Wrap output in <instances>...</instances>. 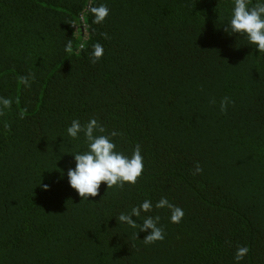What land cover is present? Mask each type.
I'll list each match as a JSON object with an SVG mask.
<instances>
[{
	"label": "trees",
	"instance_id": "1",
	"mask_svg": "<svg viewBox=\"0 0 264 264\" xmlns=\"http://www.w3.org/2000/svg\"><path fill=\"white\" fill-rule=\"evenodd\" d=\"M232 7L0 0V97L12 101L0 114V264H264V52L226 30ZM92 118L96 135L119 133L117 151L141 147L144 172L83 200L67 170L88 141L66 129ZM162 197L179 222L155 208ZM144 200L153 209L136 227L118 223ZM149 215L164 230L150 244Z\"/></svg>",
	"mask_w": 264,
	"mask_h": 264
},
{
	"label": "clouds",
	"instance_id": "2",
	"mask_svg": "<svg viewBox=\"0 0 264 264\" xmlns=\"http://www.w3.org/2000/svg\"><path fill=\"white\" fill-rule=\"evenodd\" d=\"M91 13L95 23H102L110 14V9L106 4L92 7ZM226 30L231 34L243 35L250 44L255 45L256 49L264 52V0H233L231 18ZM65 51H73L72 41L69 40L65 45ZM104 49L100 43L93 46L91 53L92 62L96 63L103 55ZM229 98L225 97L220 104L221 111L227 110ZM12 101L6 97H0V114L4 109L10 108ZM23 114H21L22 116ZM99 128L104 131L103 126L98 124L97 119L92 118L86 126H82L79 120H73L66 129L68 136L77 139L81 132L84 133L88 141L86 151L77 152L74 155L75 167L67 170L69 185L77 191L80 197L88 199L90 196L98 195L101 183L104 182L107 188L114 186L124 187L126 183L135 185L138 178L144 172V157L142 149L136 146L131 156L117 151L116 143L112 139L119 135L112 131L109 135H96ZM45 190H50V185H43ZM169 208L172 211L171 222H179L184 215L183 211L171 205L166 197H162L156 202L155 208ZM153 209L151 200H144L141 204L133 207L130 213H121L117 218L118 223H125L128 226L136 227L137 220L133 217H140L141 213L150 212ZM159 216H146L140 224V232L150 233L143 239L145 243H154L164 239V230L159 226ZM244 249L240 250L237 259Z\"/></svg>",
	"mask_w": 264,
	"mask_h": 264
}]
</instances>
